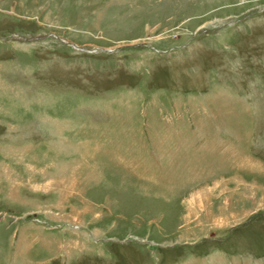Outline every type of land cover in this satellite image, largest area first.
I'll use <instances>...</instances> for the list:
<instances>
[{"label":"rangeland","instance_id":"374dc122","mask_svg":"<svg viewBox=\"0 0 264 264\" xmlns=\"http://www.w3.org/2000/svg\"><path fill=\"white\" fill-rule=\"evenodd\" d=\"M0 264H264V0H0Z\"/></svg>","mask_w":264,"mask_h":264}]
</instances>
